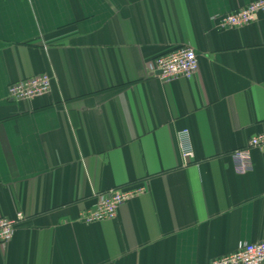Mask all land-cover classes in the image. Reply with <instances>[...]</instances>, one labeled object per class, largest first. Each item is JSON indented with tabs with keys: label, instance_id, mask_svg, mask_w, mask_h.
<instances>
[{
	"label": "crops",
	"instance_id": "obj_1",
	"mask_svg": "<svg viewBox=\"0 0 264 264\" xmlns=\"http://www.w3.org/2000/svg\"><path fill=\"white\" fill-rule=\"evenodd\" d=\"M254 0H0V217L21 219L0 264H210L264 240V15ZM191 46L198 70L161 81L155 57ZM51 77L15 101L12 82ZM187 128L194 156L180 159ZM143 187L116 217L78 220L97 195Z\"/></svg>",
	"mask_w": 264,
	"mask_h": 264
},
{
	"label": "built area",
	"instance_id": "obj_2",
	"mask_svg": "<svg viewBox=\"0 0 264 264\" xmlns=\"http://www.w3.org/2000/svg\"><path fill=\"white\" fill-rule=\"evenodd\" d=\"M258 14L264 15V0H254L214 19L221 28H239L250 24ZM147 70L161 81L190 78L198 70L197 55L191 46H180L149 61ZM50 88L51 77L47 73H41L9 84L7 96L15 101H24L43 95ZM176 137L180 159L183 165H187L194 156L190 132L187 128L180 129ZM252 148L264 149V132L251 136L245 146L231 152L230 157L236 173L245 174L252 170ZM143 191V187H136L113 188L101 192L97 195L93 208L81 211L78 220L86 224L111 220L116 217L123 204ZM21 219V213L16 214L13 219L0 217V246L6 245L12 239L15 225ZM210 264H264V240L240 244L236 251L218 256Z\"/></svg>",
	"mask_w": 264,
	"mask_h": 264
}]
</instances>
